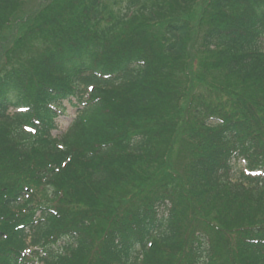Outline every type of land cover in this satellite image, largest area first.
Returning a JSON list of instances; mask_svg holds the SVG:
<instances>
[{
    "label": "trees",
    "instance_id": "16d2710c",
    "mask_svg": "<svg viewBox=\"0 0 264 264\" xmlns=\"http://www.w3.org/2000/svg\"><path fill=\"white\" fill-rule=\"evenodd\" d=\"M242 157L264 0H0V264H264Z\"/></svg>",
    "mask_w": 264,
    "mask_h": 264
},
{
    "label": "rangeland",
    "instance_id": "374dc122",
    "mask_svg": "<svg viewBox=\"0 0 264 264\" xmlns=\"http://www.w3.org/2000/svg\"><path fill=\"white\" fill-rule=\"evenodd\" d=\"M64 106L66 107L65 113L61 114L58 118V128L53 131L54 134H62L67 130L70 123L72 122L74 116H75V108L68 102L64 103Z\"/></svg>",
    "mask_w": 264,
    "mask_h": 264
}]
</instances>
